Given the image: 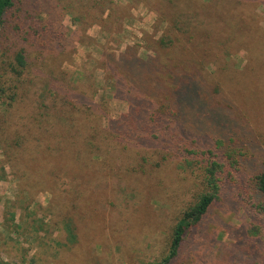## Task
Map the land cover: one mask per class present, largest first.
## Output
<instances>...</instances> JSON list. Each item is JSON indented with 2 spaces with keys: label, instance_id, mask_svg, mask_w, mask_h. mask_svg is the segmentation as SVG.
<instances>
[{
  "label": "rangeland",
  "instance_id": "1",
  "mask_svg": "<svg viewBox=\"0 0 264 264\" xmlns=\"http://www.w3.org/2000/svg\"><path fill=\"white\" fill-rule=\"evenodd\" d=\"M98 1L81 0L94 6V16L87 19L81 17L80 9L69 7L80 5V0H26V18L36 17L43 21L41 25L50 21V33L32 42L18 38L20 43L16 31L5 29L0 34V88L11 94L17 86L20 99L15 114L3 117L9 99L0 90V264H157L166 256L180 214L207 189L201 166L182 167L171 158L156 168V163L162 162L159 151L168 144L163 137L141 138L124 148L122 139L113 134L111 148L101 149L99 158L73 150L66 164L73 166L72 171L46 177L34 170L44 161L34 162L29 150L24 157L19 151L17 156L13 142L16 128L25 135L30 129L36 131L32 108L44 109L41 104L57 100L90 115L103 129L108 128V122L122 123L130 113L136 95L129 92L130 85L150 98V104L142 106V117L150 114L155 102L170 104L172 82L168 76L157 79L137 72V65L136 72L131 67L133 57L150 61L154 56L164 59V65L177 71V77H184L185 72L197 76L211 108L221 110L224 126L208 119L199 123L201 112L187 109L188 117L178 130L182 136L197 137L202 148H209L213 135L224 137L233 132L258 144L238 138L244 174L229 181L220 200L189 235L174 264H264V203L252 182L253 176L264 170V100L259 98V102L252 96L253 88L250 90L255 84L246 71L251 67L249 73L254 64L240 42L239 23L230 28V18L224 12V19L218 21L220 31L206 30L198 36L199 45L215 54L216 65L224 71L215 75V65L201 64L202 50L194 40L187 38L185 44V38L178 35L183 43H176V48L168 53L156 50L168 31H176L169 30L171 8L164 0H113L111 13L109 4H96ZM210 1L198 0L208 6ZM261 1L244 0L246 10L235 19L251 12L264 31ZM202 13L207 15V11ZM184 45L191 53L188 58ZM22 49L27 50L28 65L19 77L9 64L17 65L15 56ZM51 79L55 80L52 89ZM259 89L255 87L254 92L259 94ZM21 96L27 100L24 105ZM232 124L240 131H230ZM147 128L142 136L152 132ZM151 128L159 130L155 125ZM245 160L252 168L245 167ZM86 170L99 180L88 181L91 176L86 177ZM79 194L86 198L85 205H79ZM90 199L95 204L87 209ZM68 221L73 222L77 234L71 250L55 242L65 241L62 228ZM41 243L46 244L44 249Z\"/></svg>",
  "mask_w": 264,
  "mask_h": 264
},
{
  "label": "trees",
  "instance_id": "2",
  "mask_svg": "<svg viewBox=\"0 0 264 264\" xmlns=\"http://www.w3.org/2000/svg\"><path fill=\"white\" fill-rule=\"evenodd\" d=\"M164 1L171 8L169 14L171 17L169 20L167 19L168 23H170L169 30L175 28L176 31L174 34L173 31H168L157 43L156 50L159 49L161 52L163 51V53H168L171 49L176 48V43H183L182 38L178 36L181 35L185 38V44L187 38L189 42L194 40L195 42H193V44L196 43L202 50L204 60L201 64L204 66L215 65L212 66L217 70L215 75L224 73V71L219 70V65H216L217 61L214 60V58H217L215 54H213L211 50L205 49L199 45L198 36L200 33L206 32V30H210L213 33L220 31L222 28L218 26V21L224 19L225 12L230 18L227 19L230 28H236L239 23L237 28L241 30L239 34L242 33L241 38H239L240 42L244 43L247 51L250 53L248 59L254 64V67L249 73L248 70L251 67L246 71L247 77L251 81H254L255 84L250 88V90L253 88L251 92L252 96L256 95L255 98H257L259 102V98L264 100L262 96L264 94V31L258 27L259 24L257 20L251 16V12L248 14L245 13L246 15L244 14L243 18H239L242 21L241 23L239 19H235V16L245 9L244 0H211L210 6L205 3H199L198 0ZM261 2L263 3V1ZM99 3L103 6L109 4L108 10L110 13L115 9L113 0H99L96 2V4ZM25 5L26 0H0V34L5 29L16 31L17 39H21L22 37L21 40L23 42H32L40 36L50 33V21H48L49 23L46 22L41 25L43 21L36 17L26 18L27 15L23 11ZM69 7L75 10L80 9L81 11L79 12L82 18H92L95 14L94 6L83 4L82 2L77 6L69 4ZM202 11H207V15L205 16ZM206 22L208 23L206 24ZM40 27L42 31H40ZM233 36L234 39H236L235 35ZM18 43H20L19 39ZM183 51L187 58L191 56L189 48L185 47V45ZM26 52V49H22L16 53L15 61L17 65L14 63L9 64L10 71L19 77H21L27 69L28 58L26 57ZM161 52L157 54L161 55ZM132 61L135 62L131 64ZM130 64L135 72L136 69L134 65H137V72L143 73L144 75H152L153 78L168 76V79L172 82V96L170 93L168 96L170 104L160 105L161 101L158 104L155 102L154 108L149 111L150 114L142 117V106L143 104H150V98L130 85L129 92L136 94L133 97V107L131 106L130 113L125 115V119L121 121L122 123L117 124L108 122V128L104 129L99 127L97 120H91L90 115L80 113L76 108L73 109L70 105L58 103V100L54 101L51 105L41 104V107L44 109H39V106H37L31 110L34 112L32 121L34 125H37L36 131L30 129L25 135L20 129H15L13 142L16 150L14 151L17 156H19V151L24 157V154L29 150L35 157L34 162L44 161L46 167H44V163H42L43 165L37 163V169L34 168V170L37 171L39 176L46 177L57 171H72L71 169L73 166L67 167L66 164L71 160L68 154H70V152L72 153L73 150L74 152H88L92 154L91 157L99 158L100 155L98 154H100L101 149L111 148L110 143H112L111 137L113 134L116 135L113 136L115 139L119 141L122 139L121 142H123L124 148L130 147L129 145L132 144V141L140 140L141 138L154 140L163 137L164 142H168V144H165L163 148H161L162 150L159 151L161 155L160 160H162V162L156 163V168H161L163 163L166 161L168 163L171 158L172 160L180 161L182 167L184 165L185 167H192L194 165L201 166L200 168L204 172V181L207 189L206 192H201L197 199L182 211L176 225L173 227L169 250L166 256L161 258V262L157 263L174 264L179 259L180 253L189 235L200 226L205 217L209 214L212 206L220 200L224 190L226 191L227 189L229 181L244 174L243 171L241 172L242 168H240L243 166L241 158L244 154L240 152L242 148L238 145V138L249 140L250 143L256 146H258V144L255 140L247 136H242L241 134L233 132L230 136L227 134L224 137L219 134L213 135L214 141L210 144L209 148H202L197 137L188 139L182 136L178 130L180 129V125L184 124L183 121L188 117L187 115L189 112H185L187 109L193 108L201 112V116L198 118L199 123L202 119H208L213 123H219L220 121L222 126L225 125L223 120H221V110L211 108L209 101L204 98L202 86L199 85V80H197L198 77L191 75L193 73L189 74L187 72H185L184 77H177V71L174 73V71L168 69L164 65V59L159 56L150 58V61L133 57L130 59ZM196 65L198 66V64ZM196 71L199 75L203 76L201 73L202 70L197 69ZM207 75L211 77V74ZM50 82L52 89V84H54L55 80L51 79ZM160 82L163 81L160 80ZM255 87L260 88L259 94L254 92ZM171 88L169 86L168 90L170 91ZM0 90L3 96L7 95L6 97L9 99L7 103H4L3 117H5L6 114L8 115V113L13 116L17 111L14 107L19 99L18 87L16 86L15 92L11 94H7L4 88H0ZM20 98L21 104L24 105L27 100L23 96ZM19 108L22 109L23 107L20 106ZM35 113L37 114L36 116ZM153 125L159 129V132L157 129L151 128ZM147 127H149L152 132L149 133V136H142L141 133L145 132L148 129ZM236 128L238 127L232 124L229 130L235 129L240 131V129ZM27 135L29 136L27 137ZM78 142L83 143L82 148L78 147ZM27 143L29 146L26 145ZM228 145L234 147H227ZM149 147L155 149V146ZM144 161L147 160L145 159ZM245 161V167L252 168L249 161ZM76 171H79V168L73 172L75 173ZM88 171L89 170H86L85 172L86 177L88 175L91 176L88 181L90 179L94 182L99 180L94 178V175L88 174ZM134 172L140 173L142 169L140 171L134 170ZM38 182L40 183V180H38ZM252 182L257 195L261 197V201L264 203V170L257 172L253 176ZM79 197V205H85L87 203L86 198L81 194H79ZM94 204L95 203L90 199V203L86 208L89 209L92 206L94 207ZM87 209L85 213L89 214V210ZM73 226L75 227L72 221L65 222L62 229L66 234V238L64 242H60V240L56 239L55 242L57 246L71 250L70 245H75L77 241L76 229ZM16 228L20 229L19 226H16ZM41 245L43 249L46 247L45 243H41ZM61 263L70 264L67 261Z\"/></svg>",
  "mask_w": 264,
  "mask_h": 264
}]
</instances>
